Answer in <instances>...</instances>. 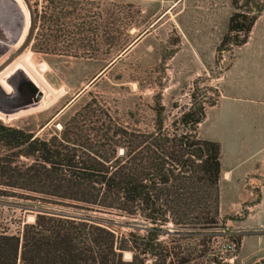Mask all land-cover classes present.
<instances>
[{
    "label": "trees",
    "instance_id": "16d2710c",
    "mask_svg": "<svg viewBox=\"0 0 264 264\" xmlns=\"http://www.w3.org/2000/svg\"><path fill=\"white\" fill-rule=\"evenodd\" d=\"M107 3L104 7L96 0H42L40 10L35 4L29 38L35 29L40 31V44L33 50L72 60L103 55V68L111 67L146 30L139 26L136 37L129 38L133 5ZM232 5L239 12L229 18L218 56L225 46L247 43L263 10L256 4L239 8L237 0ZM58 44L65 45V52L56 53ZM153 111V131L129 128L94 98L48 139L0 124L3 195L29 202L45 197L54 204L79 205L83 211L40 214L36 204L19 206L30 210L34 221L15 234L0 232V264H171L173 251L162 240L169 224L183 228L174 233L186 238L216 227L221 151L217 142L198 136L206 109L192 105L171 130L164 129L160 103ZM89 212L140 219L142 224L130 225L143 227L145 234H116L109 225L92 221ZM239 245L238 239L235 248ZM124 252L131 253L130 261L123 259Z\"/></svg>",
    "mask_w": 264,
    "mask_h": 264
},
{
    "label": "rangeland",
    "instance_id": "374dc122",
    "mask_svg": "<svg viewBox=\"0 0 264 264\" xmlns=\"http://www.w3.org/2000/svg\"><path fill=\"white\" fill-rule=\"evenodd\" d=\"M96 1L102 2L104 7L108 5V0ZM233 2L112 0L118 7L124 3L133 5L132 25L127 36L136 37L139 26L145 28L146 35L111 67L103 68L106 63L103 55L97 60H72L35 52L33 45L39 48L40 31L35 29L29 38L30 10L35 4H39L40 10L42 0H0V124L48 139L61 130L74 111L94 98L124 125L145 131H153V108L160 103L164 108V129L171 130L173 122L192 105L208 109L219 95L220 108L208 112L211 120L223 113L227 104L234 103L241 108L240 113L248 122L245 124L264 132V0H237L239 8L247 9L256 4L263 10L247 43L240 47L225 46L218 56L217 48L227 34L229 18L239 12L233 8ZM176 4H181V10L175 9L172 16L164 17L165 9ZM192 46L198 56L192 55L195 53ZM65 49V45L58 44L55 50L63 53ZM226 49L228 51H224ZM26 79L43 91V102L27 110L8 112L9 115L1 113L10 111L11 106L25 98ZM216 122L213 124L218 132L221 126L218 120ZM206 127L202 129L203 136L208 132ZM2 152L0 144V157ZM260 155L264 153L248 161L253 164ZM263 182L264 177L247 185L254 198ZM41 198L29 202L19 196H4L0 187V232L15 234L23 224L34 221L30 210H20L19 206L23 205H38L36 213L66 211L78 215L83 212L78 209L79 205H57ZM243 199L239 174L235 173L232 180L219 185V201L225 211L230 212L233 204ZM88 214L92 221L109 225L116 234H145L143 227L130 225V222L142 224L140 219L132 221L98 212ZM240 214H245L244 206ZM238 225L235 216H218L216 227L197 231L186 238L182 232L174 233L183 228L169 224L166 227L169 232L162 240L173 251L171 264H178L184 258L189 260L184 264H264V232L243 230ZM238 239L240 245L235 248ZM131 257V253H123L125 261H130Z\"/></svg>",
    "mask_w": 264,
    "mask_h": 264
},
{
    "label": "crops",
    "instance_id": "0c3cea01",
    "mask_svg": "<svg viewBox=\"0 0 264 264\" xmlns=\"http://www.w3.org/2000/svg\"><path fill=\"white\" fill-rule=\"evenodd\" d=\"M180 6L181 4H176L167 7L164 11V17L167 15L172 16L175 9L180 11ZM192 50L195 52L192 55L198 56L196 48L192 46ZM234 60H236V57ZM224 72L221 75V81ZM218 108H220L219 95L217 102L206 109L205 119L198 127V136L204 140L217 142L220 145L221 176L219 185L223 181L232 180L235 173H237L240 176L241 191L242 196H244L240 203L233 204L230 212L225 211L221 201H219V217L235 216L240 229H254L264 232V182L261 183L256 198L252 196L251 191L247 190V185H252V182L256 180H263L264 177V156L260 155L258 161L253 164L248 161L252 156L264 153V132L259 128L257 129L256 126L245 124L247 121L240 113L241 108L234 103L227 104L225 110L222 111L223 113L216 115L211 120L208 112ZM216 120L221 126L218 132L214 125L217 124V122L215 123ZM235 121L237 122L235 123ZM231 124L232 126L229 127ZM206 125L208 126L206 127ZM204 127L208 129L205 136L201 134ZM243 206L245 214L241 216L240 212Z\"/></svg>",
    "mask_w": 264,
    "mask_h": 264
},
{
    "label": "water",
    "instance_id": "95a60500",
    "mask_svg": "<svg viewBox=\"0 0 264 264\" xmlns=\"http://www.w3.org/2000/svg\"><path fill=\"white\" fill-rule=\"evenodd\" d=\"M1 33V32H0ZM139 39H136L133 43V45L138 42ZM132 45V46H133ZM105 71V70H104ZM102 71L101 73H99V75L97 76V78L99 76H101L103 74ZM24 87H25V91H26V96L22 101H18V103L16 102L13 106H11L10 111L2 112L5 115H9L8 112H20L23 110H27L30 109L32 107H37L39 106L44 99V93L41 89H39V87H37V85H35V83L29 79H26V81L24 82ZM37 213H44L43 211H38Z\"/></svg>",
    "mask_w": 264,
    "mask_h": 264
},
{
    "label": "flooded vegetation",
    "instance_id": "af4514ba",
    "mask_svg": "<svg viewBox=\"0 0 264 264\" xmlns=\"http://www.w3.org/2000/svg\"><path fill=\"white\" fill-rule=\"evenodd\" d=\"M25 89V88H24Z\"/></svg>",
    "mask_w": 264,
    "mask_h": 264
}]
</instances>
